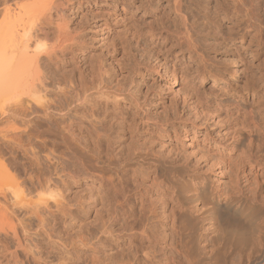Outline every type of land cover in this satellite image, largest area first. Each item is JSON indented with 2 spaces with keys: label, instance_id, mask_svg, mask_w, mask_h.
<instances>
[{
  "label": "rangeland",
  "instance_id": "rangeland-1",
  "mask_svg": "<svg viewBox=\"0 0 264 264\" xmlns=\"http://www.w3.org/2000/svg\"><path fill=\"white\" fill-rule=\"evenodd\" d=\"M51 1L56 0H48ZM65 1L67 10L74 8L66 19L69 29L78 36L70 30L77 38L74 46L46 64V72L50 77L54 75L53 79L77 83L82 90L93 92L103 83L109 87L107 97L91 98L96 106L94 116L107 136L103 152L112 154L120 163L127 161L128 168L115 174L120 188L116 202L112 185H101L81 169V164L89 160L88 154L73 151L69 165L76 176L67 184V196L72 203L82 201V210L60 223L51 220L42 224L22 216V237L28 253L34 256L32 262L86 264L93 259V253L103 259L111 248L124 244L128 236L120 227L122 222H118L97 244L102 223L115 210L114 203L120 205L121 214L134 211L138 216L142 202L146 210H159L165 203L172 211L180 201L193 209L192 216L185 217V235L176 240L187 244L190 263L264 264L261 240L255 238L240 252L216 246L208 239L205 228L209 221L203 199L194 198L185 187L209 179L212 190L225 194L234 184L248 185L244 176L239 181L236 178L243 170L250 173L246 150L229 148L235 134L247 133L251 118L246 114L261 120L264 44L258 47L257 41L249 43L250 38L241 44V39L232 35H236L242 20L237 9L252 6L263 17L264 0H239V6L233 4L234 0ZM26 2L21 0L19 5ZM184 23L198 53H190ZM49 39L52 45L58 42L54 32ZM29 77L34 79L36 74L31 71ZM255 90L259 91L253 96ZM26 91L20 86L14 96L21 97ZM187 98L196 100L200 115L191 112ZM237 103L245 113L236 109ZM11 105L1 103L0 111ZM82 110H78L81 117L92 114ZM83 136L92 142L96 135L87 131ZM223 161L228 167L223 166ZM248 179L249 190L254 191V175ZM196 206L199 211H195ZM256 215L264 224V211ZM10 262L6 249L0 248V264Z\"/></svg>",
  "mask_w": 264,
  "mask_h": 264
},
{
  "label": "bare ground",
  "instance_id": "bare-ground-1",
  "mask_svg": "<svg viewBox=\"0 0 264 264\" xmlns=\"http://www.w3.org/2000/svg\"><path fill=\"white\" fill-rule=\"evenodd\" d=\"M19 1L0 0V17L4 21L0 23V104L12 103L8 109L0 111V127L5 125L0 128V248L6 249L11 264H30L34 256H30L25 248L27 245H24L22 216L42 224L51 220L60 223L82 210V201L72 203L67 196V184L70 178L76 176L71 172L69 155L73 151L88 154L89 160L80 163L81 169L101 185H112L116 202L120 188L115 174L126 170L128 163H120L112 154L102 150L106 141L104 137L107 136L103 135L105 132L100 128V121L94 116L96 106L91 98L95 95L107 97L109 90L106 84L92 92L80 89L72 81L67 83L62 78L53 79L54 75L50 74V77L46 72V64L74 46L73 42L77 39L74 36L77 34L69 29L71 27L66 19L68 12L74 11V8L67 10L65 0H28L24 5H19ZM240 2L234 0L233 4L239 6ZM180 5L177 4L178 7ZM246 6L242 10L237 9L242 20L237 25L236 35L232 37L241 39V44L250 38L249 43L257 41L259 47L264 44V15L261 17L255 8ZM184 25L186 28L187 23ZM185 30L190 53H198L188 28ZM53 32L58 38L54 45L49 39ZM39 41L43 45L34 46ZM31 71L36 78L29 79ZM20 86L27 90L26 94H23L25 91L22 93L26 96H14ZM260 90L264 93V76ZM258 91L252 92V95ZM186 104L192 113L201 114L194 98H187ZM235 107L240 112H246L239 103ZM80 109L90 110L92 114L85 111L88 118L85 115L81 117L78 113ZM245 116L251 118V123L246 127L247 133L240 136L235 134L229 149L246 150L250 173L243 170L236 178L238 180L244 176L245 183L249 185L251 182L248 178L254 175V188H257L251 191L248 185L240 186L237 183L240 179H235L237 185L232 182L234 187L225 194L212 190L209 179L198 181L195 186L185 185L194 198L203 199L204 214L209 221L208 228H205L208 239L214 241L216 246L240 252H244L255 238L264 242V224L258 221L256 215L257 211H264V110L260 121H255L252 113ZM87 131L96 135L92 142L83 136ZM191 131L195 133L196 129ZM223 166L228 167V164L223 161ZM142 203L138 216L134 211L121 214L118 211L120 205L114 203L115 210L102 223L97 244L107 237L115 224L122 222L120 227L128 232L124 242L126 248L124 244H118V248L114 246L110 253L106 252L109 254L102 255L103 259L93 253L89 264L191 262L187 244L183 240L179 242V248L177 237L182 239L185 235V217L192 216L193 209L179 201L177 207H170L172 211L165 207V203L159 210H146ZM194 209L200 210L198 206Z\"/></svg>",
  "mask_w": 264,
  "mask_h": 264
}]
</instances>
